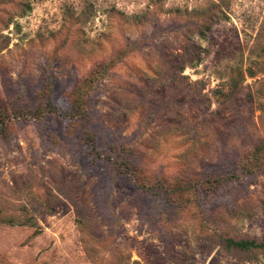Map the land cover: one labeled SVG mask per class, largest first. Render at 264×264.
Listing matches in <instances>:
<instances>
[{
	"label": "rangeland",
	"instance_id": "obj_1",
	"mask_svg": "<svg viewBox=\"0 0 264 264\" xmlns=\"http://www.w3.org/2000/svg\"><path fill=\"white\" fill-rule=\"evenodd\" d=\"M0 120V264H264V0H0Z\"/></svg>",
	"mask_w": 264,
	"mask_h": 264
},
{
	"label": "trees",
	"instance_id": "obj_2",
	"mask_svg": "<svg viewBox=\"0 0 264 264\" xmlns=\"http://www.w3.org/2000/svg\"><path fill=\"white\" fill-rule=\"evenodd\" d=\"M84 110H81L80 105H72L69 107V118L70 121H81L83 119V112ZM75 113V115L73 113ZM85 115V114H84ZM2 120H0V137L4 138V133H5V128L4 123L1 122ZM81 141L82 143L88 147L90 153H91V157L92 158H102L105 159V157L108 156H102L100 155V153L97 151L96 149V144L94 142L93 139V135L91 133H85L83 132L82 136H81ZM116 169L118 170L119 173H125L128 174L129 176H131L133 178V181H135L134 179V174L131 171V169L129 168L128 164H125L124 162H117L116 164ZM244 172L245 173H251L250 168H244ZM236 177V176H235ZM234 177V178H235ZM217 181H223L224 178H217ZM137 187H141L142 190L147 189L145 186H137ZM1 223H4L6 225H11L12 224V220L11 219H3L1 220ZM224 246L226 249H237V250H248V249H252V248H257V247H264V244H256L255 242H253L252 240H247V239H232V238H224Z\"/></svg>",
	"mask_w": 264,
	"mask_h": 264
}]
</instances>
